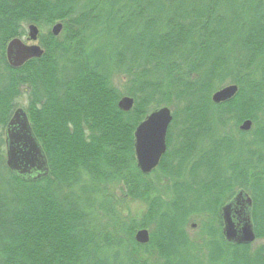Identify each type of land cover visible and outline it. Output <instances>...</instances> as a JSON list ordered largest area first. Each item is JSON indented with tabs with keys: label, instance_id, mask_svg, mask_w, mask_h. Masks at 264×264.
Listing matches in <instances>:
<instances>
[{
	"label": "trees",
	"instance_id": "16d2710c",
	"mask_svg": "<svg viewBox=\"0 0 264 264\" xmlns=\"http://www.w3.org/2000/svg\"><path fill=\"white\" fill-rule=\"evenodd\" d=\"M56 22L62 32L43 38L40 59L8 66L5 47L23 26ZM228 85L235 97L213 104ZM24 95L49 169L29 182L5 159V127ZM121 97L133 99L130 112L117 109ZM161 107L172 122L149 181L132 134ZM246 120L253 129L235 136L251 145L249 159L224 172L219 162L236 144L229 129ZM248 186L264 241V0H0V264H202L189 252L199 247L206 264H264V243L251 250L221 235V208ZM115 188L147 200L146 224L115 214ZM197 218L203 242L194 248L184 228ZM149 226L152 262L133 240Z\"/></svg>",
	"mask_w": 264,
	"mask_h": 264
},
{
	"label": "water",
	"instance_id": "95a60500",
	"mask_svg": "<svg viewBox=\"0 0 264 264\" xmlns=\"http://www.w3.org/2000/svg\"><path fill=\"white\" fill-rule=\"evenodd\" d=\"M62 31V24L57 23L51 29V35L57 37ZM38 38V29L34 25L27 27V42L34 43ZM43 50L35 44L27 45L20 39L11 40L5 47V57L11 69H19L30 60L42 57ZM238 88L225 86L211 95L215 105L229 102L235 97ZM130 97H122L116 104L119 111L127 113L133 107ZM172 122V114L167 107L151 112L135 128L134 157L136 167L143 175L150 174L159 165L166 151V134ZM251 122L246 120L238 126L240 132H248ZM5 157L9 171L19 180L37 181L48 175V163L45 154L35 138L26 113L17 108L5 127ZM252 202L249 196L239 190L234 197L221 208L222 237L229 245L248 246L255 241L254 227L251 219ZM193 226V225H192ZM194 227V226H193ZM134 242L146 245L149 234L138 230Z\"/></svg>",
	"mask_w": 264,
	"mask_h": 264
},
{
	"label": "rangeland",
	"instance_id": "374dc122",
	"mask_svg": "<svg viewBox=\"0 0 264 264\" xmlns=\"http://www.w3.org/2000/svg\"><path fill=\"white\" fill-rule=\"evenodd\" d=\"M57 23L58 22L54 23V25L57 24ZM54 25H50V26L43 27V28L37 27V29H38V38H37V41L34 42V43L26 42V38H27V25L26 26H23L24 34H22L19 37V39L23 43H25L27 45L35 44V45H38L42 50H44L43 47H42V45L40 44V42L41 41L42 42H45L43 38L45 37V39H46L48 33L51 34V29H52V27ZM21 31L22 30H20L19 33ZM61 32H60V34H61ZM59 35L57 37H59ZM45 43H49V42H45ZM15 103H16L17 108H22L23 110H25V108H27V106L29 105L28 97L26 95L21 96V97H19V98L16 99ZM29 108H31L30 110H33L32 112H38L37 111V109H38L37 104L35 105L33 103V104L30 105ZM26 115H27V118L29 120L28 114H26ZM33 121L37 124L38 115H35L34 116V120ZM236 129H234V128L229 129L230 130L229 134L233 135V138L236 141V144L234 146V150H233V153L231 155V158L228 159V160H226L224 158V159H221L220 162H219V166H221V168L224 170V172L225 171H228V168H230L231 166L234 165V163H236V158L237 157L238 158L240 157L242 159H249V157H245V156H246V152H248L246 150L247 149L251 150V145H249V147L247 148V146L246 145H243L240 142V140L238 141L239 138L237 136H235V133L238 132V128H236ZM252 129H253V126H252V128L248 132H250ZM133 133H134V131H133ZM245 133H247V132H245ZM213 136L214 137H217L218 134H215ZM132 137L134 139L133 134H132ZM133 145H134V140H133ZM207 147L210 150V146H208V144L205 147V149H208ZM237 162H238V160H237ZM154 177H156V176H154L153 174H151V175L148 176L147 179L149 181H151L152 179H154ZM78 190L79 189L76 188L74 190V192L76 194H79L78 193ZM246 190H247L246 192L248 193L249 192V186H248V188ZM110 193H111L112 199H113V205H114V208H115V214L122 221L129 222V221H132V220H141L142 219L143 222L145 223V219L144 218H145L146 210H147V207H148L147 206V203H146L147 200H145V199L139 200L140 197H136L135 200H132L128 196H126L124 194V192H121V190L119 188H115L113 190H110ZM150 197H151V195L149 196V198ZM83 200H93V199H92V197L90 195H88V196L86 195V196H84V199ZM100 201L102 203L103 198H101V199L99 198V202ZM147 220H149V219H147ZM89 222L92 223V221H89ZM144 229L149 234V242H148L147 245L141 246V248H139L137 250V253L136 254L140 255V256H138L139 259L143 258V259H146V260L152 262L153 261V258L155 259L156 254L158 255V252H159L158 251V248H157L158 246L156 247L157 244H156V242L154 240L155 239V236H156L155 235L156 231L154 230V228L152 226H149L148 228H144ZM199 229H200V219L199 218H197V219H195L193 221L188 222V224L184 228V231H185V233L187 235V238L192 243V245H193L194 248H197L203 242L202 237H200ZM134 234H135V232H134ZM134 234H133V236H134ZM263 243H264L263 240L257 239V240H255L250 245V249L251 250H254V249L258 248L260 245H262ZM144 249H149V252H148L147 255L146 254L144 255ZM199 249H201V251L199 253L193 251L192 248L189 249V252L192 255L197 256L198 263L202 261V264H206L207 261L205 262L206 259L204 260V258H203L206 255L205 252H204V248L203 247H199ZM153 253H155V255ZM206 256H205V258H206ZM191 263L194 264V261H192Z\"/></svg>",
	"mask_w": 264,
	"mask_h": 264
},
{
	"label": "bare ground",
	"instance_id": "6f19581e",
	"mask_svg": "<svg viewBox=\"0 0 264 264\" xmlns=\"http://www.w3.org/2000/svg\"><path fill=\"white\" fill-rule=\"evenodd\" d=\"M243 133H245V132H243Z\"/></svg>",
	"mask_w": 264,
	"mask_h": 264
}]
</instances>
